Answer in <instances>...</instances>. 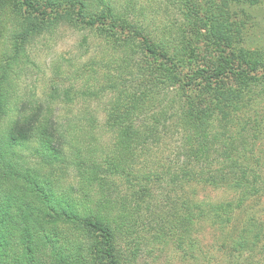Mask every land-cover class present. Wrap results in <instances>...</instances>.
I'll return each instance as SVG.
<instances>
[{"label":"trees","instance_id":"obj_1","mask_svg":"<svg viewBox=\"0 0 264 264\" xmlns=\"http://www.w3.org/2000/svg\"><path fill=\"white\" fill-rule=\"evenodd\" d=\"M262 4L0 0V264L254 252L263 232L241 216L264 198V48L245 46V19ZM62 30L85 52L50 61L69 85L26 99L18 80Z\"/></svg>","mask_w":264,"mask_h":264},{"label":"rangeland","instance_id":"obj_2","mask_svg":"<svg viewBox=\"0 0 264 264\" xmlns=\"http://www.w3.org/2000/svg\"><path fill=\"white\" fill-rule=\"evenodd\" d=\"M162 1V0H160ZM247 14H249V19H245L247 22L246 31V47L251 50L264 48V4L256 8H247ZM82 41V35H79L73 31L62 30L59 34V38L51 44V50L48 52L41 53L42 58L36 61L38 66H29V69L20 77L18 80V93L26 94V99H38L44 96L45 93L49 92L53 83L56 82H66V80H60L64 75L54 74V66H50V61L54 57H64L72 58L79 57L84 50H80L79 44ZM91 45L95 43L90 41ZM47 51V49H46ZM42 62V63H40ZM46 62V63H44ZM64 69L70 68L68 66H61ZM56 75V76H55ZM69 82L65 83L68 86ZM102 118L103 115L101 114ZM264 138V137H263ZM256 156L262 161H264V140L261 141L256 148ZM68 187L77 188L79 186L78 178L75 173V168H69L68 174ZM200 196L211 197L214 202L225 200L226 191L225 190H211L208 189L201 191ZM248 208L245 213L241 216L244 220L254 219L259 225V229L263 232V237L258 247L254 252H245L244 255L239 256V254H233L226 258L220 257L217 261L216 244L218 240V232L216 229H211L205 232L203 235L204 246L212 258L215 260L213 264H264V198L260 200L251 201L248 204ZM141 264H189L183 260L180 252H177L171 248H165L164 251H159L153 253L151 256L146 255L141 258Z\"/></svg>","mask_w":264,"mask_h":264}]
</instances>
